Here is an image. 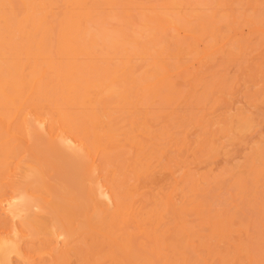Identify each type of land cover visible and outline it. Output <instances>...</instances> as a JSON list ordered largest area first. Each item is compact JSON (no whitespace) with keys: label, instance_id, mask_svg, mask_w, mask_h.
I'll return each instance as SVG.
<instances>
[{"label":"bare ground","instance_id":"obj_1","mask_svg":"<svg viewBox=\"0 0 264 264\" xmlns=\"http://www.w3.org/2000/svg\"><path fill=\"white\" fill-rule=\"evenodd\" d=\"M262 126L264 0H0V264H264Z\"/></svg>","mask_w":264,"mask_h":264},{"label":"rangeland","instance_id":"obj_2","mask_svg":"<svg viewBox=\"0 0 264 264\" xmlns=\"http://www.w3.org/2000/svg\"><path fill=\"white\" fill-rule=\"evenodd\" d=\"M256 133V134H255ZM254 133V140H257V139H261L264 138V127L262 126L261 128H259L258 130V133L257 131ZM194 135H193V131L190 132V138H193ZM245 147H249V144H245L244 145ZM244 146H242V150L238 151L237 153H235L228 161H225V159L223 157H221L217 162H215L214 164H212V168L214 170L215 173L219 172L220 170H222V168L224 166H230V165H233V164H236L238 163L239 161H242L243 159V156L249 152V149L248 148H245ZM96 162L98 164L99 167H101V154L99 152L96 153ZM203 169H200V171H202ZM1 184L4 185V182L1 180ZM5 188V186H4ZM6 217L4 216L3 213H0V231H4V229L7 228V224H6V221H5ZM14 262L17 263V261L14 259Z\"/></svg>","mask_w":264,"mask_h":264}]
</instances>
